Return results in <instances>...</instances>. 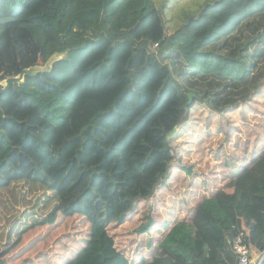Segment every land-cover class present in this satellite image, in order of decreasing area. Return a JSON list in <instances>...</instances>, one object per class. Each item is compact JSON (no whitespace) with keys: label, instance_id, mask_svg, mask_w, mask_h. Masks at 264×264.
Instances as JSON below:
<instances>
[{"label":"trees","instance_id":"16d2710c","mask_svg":"<svg viewBox=\"0 0 264 264\" xmlns=\"http://www.w3.org/2000/svg\"><path fill=\"white\" fill-rule=\"evenodd\" d=\"M215 1L217 19L227 0ZM251 5L207 34L196 19L154 48L158 35L144 36L154 0H0V75L61 53L36 78L61 64L70 88L79 81L60 124L23 85L0 95V135L10 145L0 163V264H87L99 233L121 264H237L239 235L264 253V149L241 167L219 148L207 175L180 157L181 137L192 145L197 137V114L217 116L229 142L234 113L245 121L264 113V0ZM85 90L118 95L91 113ZM262 141L264 124L231 149ZM181 179L190 198L175 190ZM140 212L137 232L150 246L139 240L124 253L110 228Z\"/></svg>","mask_w":264,"mask_h":264},{"label":"rangeland","instance_id":"374dc122","mask_svg":"<svg viewBox=\"0 0 264 264\" xmlns=\"http://www.w3.org/2000/svg\"><path fill=\"white\" fill-rule=\"evenodd\" d=\"M156 4V10L149 19H152V29L144 33V36L158 35V39L154 40V48H157V42L160 41L164 34H172L177 29L187 27L191 22L197 19L199 25L202 26L201 33L207 34L213 31L218 24L224 23L226 20L230 22L231 18L237 16L242 10H248L252 8V3L255 0H227L221 1L220 6L222 12L217 19L211 17L212 9L216 3L215 0H154ZM142 38V35H141ZM93 47V46H91ZM90 46L87 49L91 48ZM104 55V54H103ZM64 54L60 55L62 59ZM82 56V54H81ZM80 56V57H81ZM82 59L84 57H81ZM62 62V61H61ZM79 63V61H75ZM96 63V62H95ZM94 64V63H92ZM91 64V65H92ZM88 65V66H91ZM61 64H57L56 70L52 75H47L44 78H33L28 84L22 86V90L28 94L31 102L38 107L44 116L52 120L56 124L62 123L70 112V104L68 101H74L76 99L75 87H79L76 84L79 82L76 80L73 87L70 88V82L63 75H61ZM72 66H76L73 63ZM85 69L83 73H87ZM82 75V74H81ZM81 83V82H80ZM61 86L63 89L58 90L56 87ZM118 91L112 92H91L86 91L83 93L84 107L91 113L96 112L100 108H106L117 97ZM260 101L258 104H260ZM261 108L264 109V101L261 104ZM205 116L207 113L204 114ZM201 114H197L201 122L198 124L196 131L193 133L197 136L194 138L193 145L188 141L187 135H183L180 139L183 142L184 150L180 152L181 158L184 160L185 166L194 164L193 170L200 174L202 170L209 168L208 163L214 161V151L222 148L224 153L231 154L234 157L235 163L238 166H244L247 161H251L258 156L264 149V141L259 144H254L249 147L241 146L231 149V144L239 142V144L246 139L253 129L257 126L264 124V113H251L249 114V121H245L237 113H234L231 119L235 122L232 129V139L229 142L224 141V132L217 131V116L213 119L206 121V117ZM0 135V163L6 157L10 151V145L2 139ZM213 149V153L211 152ZM213 163V162H212ZM182 168H180L181 170ZM182 179L188 176L184 170H181ZM190 178V177H189ZM178 182L175 186L176 192L180 194V198L189 197L188 189L183 181ZM200 178L197 177V183ZM172 203L171 198H169ZM142 205L141 208H144ZM164 212V210H162ZM172 218V217H171ZM144 215L138 213L123 225L111 226L110 234L116 242L118 250L124 253H130L137 246L136 242L143 240L145 243V249L149 248V240H144L143 233H138V227L144 222ZM142 235V236H141ZM260 253L253 250L252 257L256 258ZM87 264H121L115 251L111 247V240L103 238L101 233L97 234L96 241L94 242L90 252Z\"/></svg>","mask_w":264,"mask_h":264},{"label":"water","instance_id":"95a60500","mask_svg":"<svg viewBox=\"0 0 264 264\" xmlns=\"http://www.w3.org/2000/svg\"><path fill=\"white\" fill-rule=\"evenodd\" d=\"M61 53H54L52 54L44 64H36L27 68H24L18 75L10 76V77H3L0 75V95L2 93L8 92L14 85L22 86L25 84L26 77L36 78L40 74L50 73L55 63L60 59ZM196 93L190 92L188 94V102L187 106L190 105L194 98L196 97ZM177 129H174L171 132V135L175 134Z\"/></svg>","mask_w":264,"mask_h":264},{"label":"built area","instance_id":"2783aa9c","mask_svg":"<svg viewBox=\"0 0 264 264\" xmlns=\"http://www.w3.org/2000/svg\"><path fill=\"white\" fill-rule=\"evenodd\" d=\"M232 247L238 255L237 264H261L264 259V253L256 258L252 257V247L244 241L242 235L234 239Z\"/></svg>","mask_w":264,"mask_h":264},{"label":"clouds","instance_id":"9594fccd","mask_svg":"<svg viewBox=\"0 0 264 264\" xmlns=\"http://www.w3.org/2000/svg\"><path fill=\"white\" fill-rule=\"evenodd\" d=\"M261 254V253H260Z\"/></svg>","mask_w":264,"mask_h":264}]
</instances>
